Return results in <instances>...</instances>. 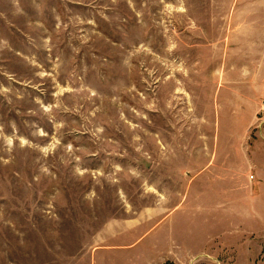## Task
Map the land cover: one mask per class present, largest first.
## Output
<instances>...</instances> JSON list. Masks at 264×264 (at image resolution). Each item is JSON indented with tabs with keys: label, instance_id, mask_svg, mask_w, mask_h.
Here are the masks:
<instances>
[{
	"label": "rangeland",
	"instance_id": "rangeland-1",
	"mask_svg": "<svg viewBox=\"0 0 264 264\" xmlns=\"http://www.w3.org/2000/svg\"><path fill=\"white\" fill-rule=\"evenodd\" d=\"M263 103L264 0H0V264H264Z\"/></svg>",
	"mask_w": 264,
	"mask_h": 264
},
{
	"label": "crops",
	"instance_id": "crops-1",
	"mask_svg": "<svg viewBox=\"0 0 264 264\" xmlns=\"http://www.w3.org/2000/svg\"><path fill=\"white\" fill-rule=\"evenodd\" d=\"M118 252H119L118 250H114V249L97 248L93 252V264H105V262L108 263L113 260H114L113 264H123L124 258ZM125 259L129 261V258H125ZM132 260L133 259H130V261ZM135 261H137L136 256H135Z\"/></svg>",
	"mask_w": 264,
	"mask_h": 264
},
{
	"label": "built area",
	"instance_id": "built-area-1",
	"mask_svg": "<svg viewBox=\"0 0 264 264\" xmlns=\"http://www.w3.org/2000/svg\"><path fill=\"white\" fill-rule=\"evenodd\" d=\"M260 117H261V119H264V103L262 104V108H261V110H260Z\"/></svg>",
	"mask_w": 264,
	"mask_h": 264
}]
</instances>
